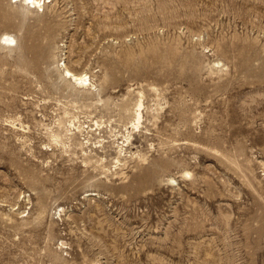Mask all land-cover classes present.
I'll list each match as a JSON object with an SVG mask.
<instances>
[{"label": "rangeland", "instance_id": "374dc122", "mask_svg": "<svg viewBox=\"0 0 264 264\" xmlns=\"http://www.w3.org/2000/svg\"><path fill=\"white\" fill-rule=\"evenodd\" d=\"M2 32L0 264H264V0H0Z\"/></svg>", "mask_w": 264, "mask_h": 264}, {"label": "bare ground", "instance_id": "6f19581e", "mask_svg": "<svg viewBox=\"0 0 264 264\" xmlns=\"http://www.w3.org/2000/svg\"><path fill=\"white\" fill-rule=\"evenodd\" d=\"M18 1L24 10H41L44 11L47 4L52 3L53 0H16ZM46 2H48L46 4ZM24 13V12H23ZM26 13V12H25ZM29 14V13H28ZM25 15V14H24ZM0 44L1 45H9V47H17L18 46V40L16 37L8 32H2L0 33ZM218 64L220 65V61H217L214 63V65ZM64 68L63 72L61 74V77L64 79V81L68 82L72 89L82 93V104L85 109H91L94 108L96 111H102L108 109V102L109 99H103L99 94V90L97 86L91 82L90 77L86 72H74L70 68L67 67L66 63H63ZM79 105V98H76L75 101H73L72 106L77 107ZM120 109L131 112V120L130 123L132 124L133 130L139 129L141 125V120L144 117L143 116V102H142V96L139 98L135 103H123L120 105ZM154 117V116H153ZM61 122V121H60ZM98 126V125H97ZM74 131V132H72ZM92 131V128L90 126H85L84 123L79 119L78 115L72 114L71 121H70V128L59 129L51 134V137L53 139V142L56 144L66 145L65 140L69 139L71 141H76L77 145L80 147L83 158L82 162L85 164H91L92 162L101 164L103 168H106L105 165L102 164L104 161V158L97 157L96 160H94V157L91 155V152L87 149H85V146L87 142L85 141H78L77 139V133H83L87 132L88 137L89 133ZM132 136L129 133L128 136H125V141L123 143L127 142V145L131 144L133 145ZM89 141V140H88ZM124 146V145H123ZM123 146L118 145V147L123 149ZM134 155V154H133ZM114 163L120 164L124 161V159L121 158L120 154L117 155L115 158ZM109 170V169H108ZM107 170V171H108ZM90 195H93L94 193H89Z\"/></svg>", "mask_w": 264, "mask_h": 264}]
</instances>
